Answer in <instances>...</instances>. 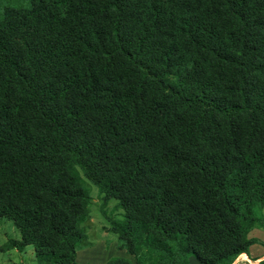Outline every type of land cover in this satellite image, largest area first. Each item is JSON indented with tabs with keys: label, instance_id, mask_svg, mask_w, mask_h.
<instances>
[{
	"label": "trees",
	"instance_id": "1",
	"mask_svg": "<svg viewBox=\"0 0 264 264\" xmlns=\"http://www.w3.org/2000/svg\"><path fill=\"white\" fill-rule=\"evenodd\" d=\"M20 1L0 0V253L75 264L84 177L122 210L133 260L106 264H264V0Z\"/></svg>",
	"mask_w": 264,
	"mask_h": 264
},
{
	"label": "rangeland",
	"instance_id": "2",
	"mask_svg": "<svg viewBox=\"0 0 264 264\" xmlns=\"http://www.w3.org/2000/svg\"><path fill=\"white\" fill-rule=\"evenodd\" d=\"M9 1H11V5H16L15 0ZM20 4L26 5L27 0H21ZM83 179L85 182L84 186L89 190L92 200L89 205V214L82 223L86 237L77 249L75 264H106L112 257H126L133 260L124 250L118 248L116 235L110 230V220H119L122 218V210L117 207L116 200L111 199L104 206H101L102 202L96 186L84 177ZM248 236L256 237L260 241H264V229L254 228L248 233ZM15 237H18V231L12 222L6 219H0V244L6 238ZM250 254L254 256L263 255L264 245L260 243L252 245L250 247ZM19 256L13 249L2 252L0 253V264H7L8 260L12 262L23 259L25 262H29L31 258L34 259L32 248H27ZM236 262L250 264L251 260L242 256L237 258ZM30 263H34V261L28 264Z\"/></svg>",
	"mask_w": 264,
	"mask_h": 264
},
{
	"label": "crops",
	"instance_id": "3",
	"mask_svg": "<svg viewBox=\"0 0 264 264\" xmlns=\"http://www.w3.org/2000/svg\"><path fill=\"white\" fill-rule=\"evenodd\" d=\"M15 238H17V237H15ZM27 248H32V247L28 246V247H26L24 250H26ZM24 250H23V251H24ZM23 251H22V252H23ZM15 252L17 253L18 256L21 254V252H20V253L17 252V251H15ZM19 257H20V256H19ZM263 257H264V256H261L260 258H263ZM260 258H259V259H260ZM259 259H258V260H259ZM258 260H257V261H258ZM33 261H34L33 258H31L29 262H33ZM257 261H256V262H257ZM29 262H28V261L25 262L23 259L20 260V261L18 260V261H12V262H9V260H8L7 264H28ZM234 263H236V260L233 262V264H234Z\"/></svg>",
	"mask_w": 264,
	"mask_h": 264
},
{
	"label": "water",
	"instance_id": "4",
	"mask_svg": "<svg viewBox=\"0 0 264 264\" xmlns=\"http://www.w3.org/2000/svg\"><path fill=\"white\" fill-rule=\"evenodd\" d=\"M260 259H262V258H260Z\"/></svg>",
	"mask_w": 264,
	"mask_h": 264
}]
</instances>
